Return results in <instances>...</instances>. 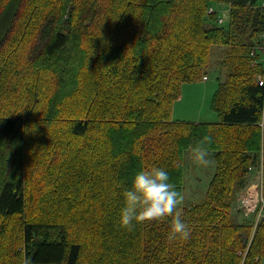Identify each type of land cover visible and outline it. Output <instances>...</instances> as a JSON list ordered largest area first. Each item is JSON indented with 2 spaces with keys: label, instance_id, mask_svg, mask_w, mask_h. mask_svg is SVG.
<instances>
[{
  "label": "trees",
  "instance_id": "1",
  "mask_svg": "<svg viewBox=\"0 0 264 264\" xmlns=\"http://www.w3.org/2000/svg\"><path fill=\"white\" fill-rule=\"evenodd\" d=\"M263 1L0 0V264H263L264 217L248 243L252 217L230 215L264 156ZM213 45L219 120H172ZM205 135L214 172L177 209L189 237L171 216L122 227L135 173L164 167L182 193Z\"/></svg>",
  "mask_w": 264,
  "mask_h": 264
},
{
  "label": "rangeland",
  "instance_id": "2",
  "mask_svg": "<svg viewBox=\"0 0 264 264\" xmlns=\"http://www.w3.org/2000/svg\"><path fill=\"white\" fill-rule=\"evenodd\" d=\"M226 7H223L222 10H225ZM222 17H225V13H220ZM1 23H6L5 21ZM5 24L0 26V34L4 31ZM260 57L264 59V51L259 52ZM0 55H3L1 53ZM209 65L205 69V72H201V76L194 80L185 82L182 84L180 89V94L173 103L175 110L173 112V107L171 111L172 120H181V121H190V122H216L218 117L215 112H213L209 105V94L198 95L195 93L199 88L214 86L217 87V79H222L225 77L226 66L223 64L224 56V47L217 48L216 45H213L211 48V53L209 55ZM205 76L208 77V80L205 79ZM199 86L198 89L195 86ZM199 91V90H198ZM183 100L181 101V97ZM211 98V97H210ZM263 121L260 122V125L263 126ZM210 163L208 165H200L195 162L192 158L191 148L187 150L183 159L184 167V187L182 190V195L184 197L181 206L186 207L199 198H202L205 194V191L208 187V183L211 179V176L214 172V161L208 156ZM261 167L263 170L264 156H261ZM257 170L255 168L248 167V179L247 183L238 190L232 209L230 210L231 219L234 223L242 224L247 219L251 220V216L245 215L242 210L243 206L238 207L240 204V195L247 189L248 185L253 182L254 174L253 172ZM256 177V176H255ZM258 185L263 184L264 178L261 177L258 179ZM246 202V201H245ZM249 204V207H251ZM249 213V212H248ZM262 220V219H261ZM253 221V220H252ZM254 222L252 226L251 233L248 238V243L252 240L255 230H253ZM256 229V228H255ZM245 239V237H244ZM247 243V244H248ZM264 264V261H263Z\"/></svg>",
  "mask_w": 264,
  "mask_h": 264
},
{
  "label": "clouds",
  "instance_id": "3",
  "mask_svg": "<svg viewBox=\"0 0 264 264\" xmlns=\"http://www.w3.org/2000/svg\"><path fill=\"white\" fill-rule=\"evenodd\" d=\"M212 137L205 135L191 148L192 158L200 165H208L210 160L208 144ZM184 197L170 179V172L164 167L141 169L135 173L131 187L124 192V206L120 209L119 223L131 229L136 223L157 220L171 216L169 238L190 235V226L177 211ZM25 264H28L25 261Z\"/></svg>",
  "mask_w": 264,
  "mask_h": 264
},
{
  "label": "built area",
  "instance_id": "4",
  "mask_svg": "<svg viewBox=\"0 0 264 264\" xmlns=\"http://www.w3.org/2000/svg\"><path fill=\"white\" fill-rule=\"evenodd\" d=\"M261 6L264 7V1L261 3ZM213 8L210 7L208 12H212ZM257 83L260 86L264 87V76L257 75ZM255 171H261V162L258 167H256ZM262 176L255 177L253 182H251L247 189L240 195V204H238V207L243 206L242 210L244 211L245 215H255V223L253 230H255L258 221L263 217L264 215V194H263V184L258 185V179H260ZM246 201V202H245ZM251 204V207H249V204ZM249 212V213H248ZM239 264H244L243 260Z\"/></svg>",
  "mask_w": 264,
  "mask_h": 264
},
{
  "label": "crops",
  "instance_id": "5",
  "mask_svg": "<svg viewBox=\"0 0 264 264\" xmlns=\"http://www.w3.org/2000/svg\"><path fill=\"white\" fill-rule=\"evenodd\" d=\"M208 80V79H207ZM217 80H220V79H217ZM223 80V79H222ZM198 85L195 86V88L198 89ZM199 90V91H198ZM195 93H197L198 95H205V94H209V99L212 95V93L214 92L215 90V87L214 86H210V88L208 89L207 87H202V88H199ZM183 100V96L181 97V101ZM175 110V107H173V112ZM195 122H199L198 120L195 121Z\"/></svg>",
  "mask_w": 264,
  "mask_h": 264
},
{
  "label": "bare ground",
  "instance_id": "6",
  "mask_svg": "<svg viewBox=\"0 0 264 264\" xmlns=\"http://www.w3.org/2000/svg\"><path fill=\"white\" fill-rule=\"evenodd\" d=\"M254 176L258 177V176H262V170L261 171H254L253 172Z\"/></svg>",
  "mask_w": 264,
  "mask_h": 264
}]
</instances>
